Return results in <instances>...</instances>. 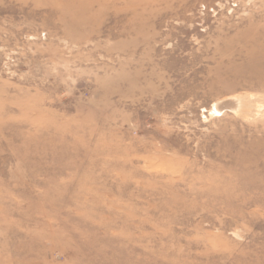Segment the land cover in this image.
<instances>
[{"label": "rangeland", "instance_id": "374dc122", "mask_svg": "<svg viewBox=\"0 0 264 264\" xmlns=\"http://www.w3.org/2000/svg\"><path fill=\"white\" fill-rule=\"evenodd\" d=\"M0 264H264V0H0Z\"/></svg>", "mask_w": 264, "mask_h": 264}]
</instances>
